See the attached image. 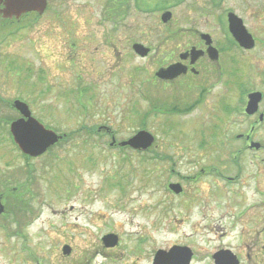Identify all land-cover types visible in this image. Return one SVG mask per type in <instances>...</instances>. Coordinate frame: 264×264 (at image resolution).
Wrapping results in <instances>:
<instances>
[{"label": "rangeland", "instance_id": "rangeland-1", "mask_svg": "<svg viewBox=\"0 0 264 264\" xmlns=\"http://www.w3.org/2000/svg\"><path fill=\"white\" fill-rule=\"evenodd\" d=\"M51 1L40 19L31 14L0 25V97L22 98L55 132L68 134L39 160L48 164V178L37 177L27 246L61 258L69 244L72 256L89 264H151L158 250L174 245L191 248V264H214L212 254L228 244L240 252L234 232L224 234L233 220L226 215L223 179L201 171L215 164L224 170L229 116L222 105L234 106L239 90L217 74L155 80L169 58L163 56L193 44L195 30L219 33L215 14L226 7L213 10L206 0H152L143 3L148 10L134 0ZM225 5L245 14L264 37V0ZM161 8H171L170 21H162ZM133 43L150 47V58L133 52ZM231 54L233 79L264 80L263 49L244 53L242 61ZM200 95L188 114L152 108L162 101L185 107ZM101 126L115 131L118 142L144 127L156 139L147 151L122 149L110 146L104 129L93 131ZM230 127L238 130L240 121ZM179 180L186 196L178 203L168 183ZM90 210L98 211L97 222ZM109 231L119 235L115 249L100 245ZM8 243L0 245V263H30L17 256L15 238Z\"/></svg>", "mask_w": 264, "mask_h": 264}, {"label": "flooded vegetation", "instance_id": "flooded-vegetation-1", "mask_svg": "<svg viewBox=\"0 0 264 264\" xmlns=\"http://www.w3.org/2000/svg\"><path fill=\"white\" fill-rule=\"evenodd\" d=\"M115 1L120 3L121 1L128 2L129 0ZM150 1L152 0H134L133 3L137 4L136 6L142 10H148L149 8L144 6L143 3H149ZM175 2H179V0ZM51 3V0H47V6L43 13L29 11L17 18L16 16L5 17L2 12L4 1L0 0V25L23 20L31 14L35 15L36 20L40 19ZM206 4L213 10L218 9L222 5L226 7L223 13L215 14V24L217 29H219V33L195 30L197 39L193 44L186 45L180 52L178 48L177 53L173 56H163V58H169L155 72V77H157L155 80L171 82L174 80H213L217 74L219 78L224 76L223 80H225L227 86L230 85L232 89L235 88L236 90L238 88L239 97L237 103L234 106L230 103L229 105L226 103L222 105V109L225 111L224 114L229 116L227 120L229 126L226 129L223 141L226 156L224 170L215 164L201 171L215 172L218 177L223 179L226 187L223 191L224 199L228 208L226 215L233 220L229 223L224 234L230 238L232 232H234V237L239 240L241 246L240 252L235 250L230 244L220 248L218 251H229L237 257L239 264L251 263L256 259L264 262V80H236L232 78V73L230 72L231 52H235L234 57L237 56L242 61L244 53L252 52L256 49L264 50V37L258 34V28L252 22L250 23L245 14L237 12L230 6H226L225 0H206ZM169 9L171 8H161L163 10L162 14ZM242 31L245 33L243 36L241 35ZM204 35L208 37L206 38ZM135 44L137 43H133L132 50L137 53L134 49ZM139 44L148 49L145 55L139 56L145 59L150 58L152 49L142 43ZM262 59L264 60V57ZM171 67L178 74L177 76L159 77L157 75L159 71H166ZM216 67H218V70ZM180 68L182 71L179 74ZM255 93H258V101L251 105L252 112H248V105L252 100V95ZM202 98L203 95H200L194 102L186 103L185 107L180 106L179 103L168 104V102L162 101L158 102L161 104L154 103L152 108H158L161 105L160 109L164 112L188 114L196 104L201 103ZM16 100L26 102L18 97L11 100L0 97V245L9 244L8 242L15 238L17 240V256L30 260V263L21 264H89L88 262L78 261V257H73V248L69 244L64 245L69 246L68 253H64L63 246L61 258L56 256L55 252H51L55 250V245L51 247V253L47 254H45L43 249L27 246L31 237L30 234L25 233L24 229H30L31 225L35 223L33 200L35 198L34 187L36 183L38 184L37 177L39 176V179L40 177L48 178V173L45 169L48 164L43 166L39 160L50 154L52 148L60 144L68 134H60L56 131L57 134L62 136L56 145L49 147L45 153L39 156L26 154L16 143L11 131L13 123L22 119H25L24 123L29 121V116L24 117L21 111L15 107L14 102ZM28 106L32 117L40 121L46 128L52 129L37 114L33 113L29 104ZM233 116H236L235 118L240 121L238 130L230 127L233 120H235ZM221 128L220 125H217L216 131L218 132ZM103 129L112 139L113 136L116 139L115 131L112 132L110 128L101 126L97 129L93 127V131L97 133H101L100 131ZM142 129L147 130L145 127ZM113 146H117V144L115 143ZM201 173H198L193 178L196 179ZM175 183L181 185L182 191L180 193L169 191L179 203V198L185 197L186 192L183 182L179 180ZM169 196H171L170 193ZM112 234L117 237L116 244H111L106 240V236ZM116 234L109 231L103 235L101 240L98 238L101 241L100 245L115 249L119 245L120 240L119 235ZM215 253L212 254L213 261ZM84 255L80 253L81 257ZM65 257L69 258L64 261ZM151 264H153V260Z\"/></svg>", "mask_w": 264, "mask_h": 264}, {"label": "water", "instance_id": "water-1", "mask_svg": "<svg viewBox=\"0 0 264 264\" xmlns=\"http://www.w3.org/2000/svg\"><path fill=\"white\" fill-rule=\"evenodd\" d=\"M1 1H4V9L2 10V12L4 13L5 17L16 16L17 18H19L23 13H27L29 11H38L39 13H43L47 6V0ZM171 18V11H166L161 16L163 22H168ZM244 34V31H242L241 35L243 36ZM204 37L207 38L208 36L204 35ZM134 49L139 55H145L148 52V49H146L139 43L134 45ZM172 69L173 68L171 67L166 71H159L157 75L159 77L177 76L178 74L175 73ZM181 71L182 70L180 68L179 74L181 73ZM257 101L258 93H255L252 95V100L248 105V112H252L251 105L257 103ZM14 105L21 111L24 117L29 116V121L24 123L23 121L25 119H22L21 121L13 123L11 128L14 139L19 147L23 150V152L31 156H39L43 154L49 147L54 146L60 141L62 136L57 134L54 130L46 128L40 121L31 116L29 106L26 102L22 100H16L14 102ZM155 139V136L151 132L145 129H141L130 138L120 142H117V140L113 136L110 145L113 146L116 143L117 146L121 148L131 147L137 151H146L153 145ZM169 188L175 193H180L182 191V187L179 183H171L169 184ZM106 240H108L111 244L117 243V237L113 234L106 236ZM63 251L64 253H68L69 246H64ZM192 256L193 252L189 247L175 245L169 250H158L154 255L153 264H190ZM213 257L215 260V264H239V260L237 259V257L226 250L218 251Z\"/></svg>", "mask_w": 264, "mask_h": 264}, {"label": "bare ground", "instance_id": "bare-ground-1", "mask_svg": "<svg viewBox=\"0 0 264 264\" xmlns=\"http://www.w3.org/2000/svg\"><path fill=\"white\" fill-rule=\"evenodd\" d=\"M90 215H91L90 217H92L93 221H95V222L98 221V216L99 215H98V211L97 210L93 211V212L90 210Z\"/></svg>", "mask_w": 264, "mask_h": 264}]
</instances>
